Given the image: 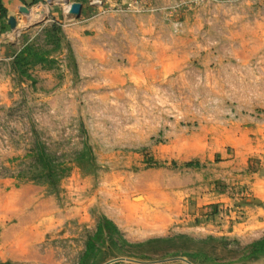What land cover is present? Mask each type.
I'll use <instances>...</instances> for the list:
<instances>
[{
	"label": "rangeland",
	"instance_id": "rangeland-1",
	"mask_svg": "<svg viewBox=\"0 0 264 264\" xmlns=\"http://www.w3.org/2000/svg\"><path fill=\"white\" fill-rule=\"evenodd\" d=\"M11 28L0 264H264V0H43Z\"/></svg>",
	"mask_w": 264,
	"mask_h": 264
},
{
	"label": "crops",
	"instance_id": "crops-1",
	"mask_svg": "<svg viewBox=\"0 0 264 264\" xmlns=\"http://www.w3.org/2000/svg\"><path fill=\"white\" fill-rule=\"evenodd\" d=\"M43 0H0L2 7L5 9L6 14L0 18V31L4 32L7 30H12L11 20H15V25L18 19L29 10L34 7L39 6ZM6 31V33H7ZM16 214V213H15ZM21 225L16 224L17 232L21 231ZM20 235L16 234L15 243L20 246ZM165 262V261H164ZM172 264H183L180 260L176 259L175 261H171ZM145 264H166V263H145Z\"/></svg>",
	"mask_w": 264,
	"mask_h": 264
},
{
	"label": "water",
	"instance_id": "water-1",
	"mask_svg": "<svg viewBox=\"0 0 264 264\" xmlns=\"http://www.w3.org/2000/svg\"><path fill=\"white\" fill-rule=\"evenodd\" d=\"M81 10H82V3L72 2L69 4V7L66 10V13L69 15H74V16L78 17L81 13ZM11 24H12V26H15V20L14 19L11 20Z\"/></svg>",
	"mask_w": 264,
	"mask_h": 264
},
{
	"label": "trees",
	"instance_id": "trees-1",
	"mask_svg": "<svg viewBox=\"0 0 264 264\" xmlns=\"http://www.w3.org/2000/svg\"><path fill=\"white\" fill-rule=\"evenodd\" d=\"M5 14H6V11L0 3V18L3 17ZM256 245H258V247L261 248L260 250H264V237L262 239L258 240L256 242ZM256 250L257 249H254V251H256Z\"/></svg>",
	"mask_w": 264,
	"mask_h": 264
}]
</instances>
